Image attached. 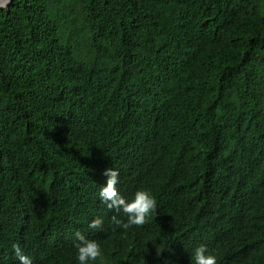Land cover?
Returning <instances> with one entry per match:
<instances>
[{
    "label": "trees",
    "instance_id": "1",
    "mask_svg": "<svg viewBox=\"0 0 264 264\" xmlns=\"http://www.w3.org/2000/svg\"><path fill=\"white\" fill-rule=\"evenodd\" d=\"M112 168L122 197L156 199L144 225L98 205ZM76 232L105 264H192L200 245L264 264V0L0 10V264H18L14 244L78 264Z\"/></svg>",
    "mask_w": 264,
    "mask_h": 264
},
{
    "label": "clouds",
    "instance_id": "2",
    "mask_svg": "<svg viewBox=\"0 0 264 264\" xmlns=\"http://www.w3.org/2000/svg\"><path fill=\"white\" fill-rule=\"evenodd\" d=\"M11 0H0V8L7 9ZM103 175L106 177L105 184L100 186L98 192V205L107 213L109 221H113L118 227L127 231L133 226L139 227L147 222V218L157 210V201L147 190H137L132 199L128 200L119 193L116 185L119 180L117 170H105ZM126 217V222L121 221V216ZM103 224L102 218H94L89 224L90 229H99ZM78 243L74 245L77 252L78 264H89V262L99 261L105 264L102 248L96 240L88 239L80 232H76ZM13 253L18 264H33L32 259L25 255L19 244H14ZM208 249L205 245L195 248L192 264H217L216 257L207 254ZM159 256V255H158Z\"/></svg>",
    "mask_w": 264,
    "mask_h": 264
},
{
    "label": "water",
    "instance_id": "3",
    "mask_svg": "<svg viewBox=\"0 0 264 264\" xmlns=\"http://www.w3.org/2000/svg\"><path fill=\"white\" fill-rule=\"evenodd\" d=\"M12 1V0H11ZM10 4V3H9ZM9 4H8V6H9ZM8 6H7V8H8ZM0 10H3L2 8H0Z\"/></svg>",
    "mask_w": 264,
    "mask_h": 264
}]
</instances>
